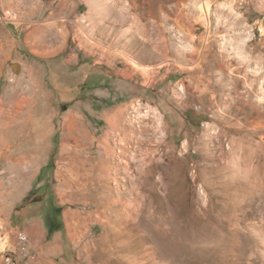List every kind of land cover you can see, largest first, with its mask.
Segmentation results:
<instances>
[{"label": "rangeland", "instance_id": "obj_1", "mask_svg": "<svg viewBox=\"0 0 264 264\" xmlns=\"http://www.w3.org/2000/svg\"><path fill=\"white\" fill-rule=\"evenodd\" d=\"M0 264H264V0H0Z\"/></svg>", "mask_w": 264, "mask_h": 264}, {"label": "crops", "instance_id": "obj_2", "mask_svg": "<svg viewBox=\"0 0 264 264\" xmlns=\"http://www.w3.org/2000/svg\"><path fill=\"white\" fill-rule=\"evenodd\" d=\"M38 88H40V87L38 86ZM40 105L41 104L37 105V110H36V108H34L30 112L29 111L27 112L26 111V107H29V103H27L25 100H21L19 102V104H18V107L22 109L20 111L21 114H22L21 116L25 115L24 113L27 112V116L26 117L23 116V119H28L29 120V119L32 118L31 120H34L35 119V115H36L37 111L39 110ZM41 111H43V108L41 109ZM41 111H40V118L43 117V116H41ZM21 116H19L18 118H20ZM48 151H50V150H48Z\"/></svg>", "mask_w": 264, "mask_h": 264}, {"label": "bare ground", "instance_id": "obj_3", "mask_svg": "<svg viewBox=\"0 0 264 264\" xmlns=\"http://www.w3.org/2000/svg\"><path fill=\"white\" fill-rule=\"evenodd\" d=\"M203 9H204V12L206 13V15H208V13H209V4H208V1H207V3L205 4V6L203 7ZM136 65H138V63L136 62ZM141 67H143V66H141ZM143 68H145V67H143ZM156 119V118H155ZM156 122L158 123V124H160V121L159 120H156ZM155 122V123H156ZM160 144V143H159ZM224 152H226V151H224ZM250 186V185H249ZM212 190H214V189H212ZM233 197V196H232ZM233 199V198H232ZM233 205V204H232ZM242 207V206H241ZM121 223V222H120Z\"/></svg>", "mask_w": 264, "mask_h": 264}, {"label": "built area", "instance_id": "obj_4", "mask_svg": "<svg viewBox=\"0 0 264 264\" xmlns=\"http://www.w3.org/2000/svg\"><path fill=\"white\" fill-rule=\"evenodd\" d=\"M22 240H24V241H25L26 239H25L24 237H22Z\"/></svg>", "mask_w": 264, "mask_h": 264}]
</instances>
